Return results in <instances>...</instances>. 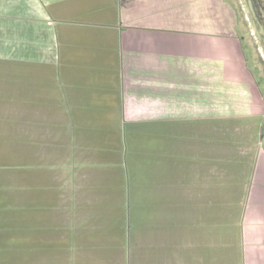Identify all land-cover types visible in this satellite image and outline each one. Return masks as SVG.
Instances as JSON below:
<instances>
[{"label":"crops","instance_id":"obj_1","mask_svg":"<svg viewBox=\"0 0 264 264\" xmlns=\"http://www.w3.org/2000/svg\"><path fill=\"white\" fill-rule=\"evenodd\" d=\"M184 4L0 0V72L10 69L19 94L28 89L26 96L32 95L31 102L18 98L16 103L17 170L0 176V258L5 264L12 258L15 264H139L140 257L142 264H166L170 259L163 230L133 231L131 221L103 213L108 190L97 176L102 168L74 162L71 141L53 131L66 127V118L57 125L53 114L33 116L36 111L71 114L66 97L78 63L83 111L112 110L117 125L124 124L128 110L149 112L160 126L195 123L201 106L213 108L217 83L209 71L215 56L210 47L208 55L201 53L208 42L201 40L205 27L199 21H178ZM201 64L207 70L201 72ZM246 185L244 263L264 264V180ZM180 222L182 237L175 238L178 245L171 253L176 262L215 264L210 243L198 237L209 221Z\"/></svg>","mask_w":264,"mask_h":264},{"label":"rangeland","instance_id":"obj_2","mask_svg":"<svg viewBox=\"0 0 264 264\" xmlns=\"http://www.w3.org/2000/svg\"><path fill=\"white\" fill-rule=\"evenodd\" d=\"M184 3L185 14L178 21H199L205 27L201 40L208 42L201 53L208 55L210 47V56H215L209 71L217 83L213 108L201 106L194 112L199 117L195 123L160 126L147 116L149 112L128 110L123 112L124 124L117 125L112 110L83 111L78 63L73 66L71 95L66 97L71 114L25 113L29 119L53 114L57 125L66 118L67 126L53 131L57 138L71 141L74 162L102 168L97 176L108 190L103 213L131 221L133 231L163 230L170 258L166 264H179L171 253L178 245L175 238L182 237L177 234L182 220L209 221L201 225L198 237L201 243H210L215 264H245L246 208L241 200L246 184L264 180V0ZM204 65L201 72L207 70ZM11 72H0V176L17 170L18 98L32 101V95L26 96L31 90L19 94L22 89L15 88ZM57 96L58 92L50 100ZM208 113L211 120L204 119ZM12 259L6 264H15Z\"/></svg>","mask_w":264,"mask_h":264}]
</instances>
